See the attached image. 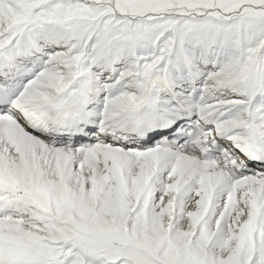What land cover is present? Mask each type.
<instances>
[{"label": "snow or ice", "instance_id": "obj_1", "mask_svg": "<svg viewBox=\"0 0 264 264\" xmlns=\"http://www.w3.org/2000/svg\"><path fill=\"white\" fill-rule=\"evenodd\" d=\"M0 264H264V0H0Z\"/></svg>", "mask_w": 264, "mask_h": 264}]
</instances>
